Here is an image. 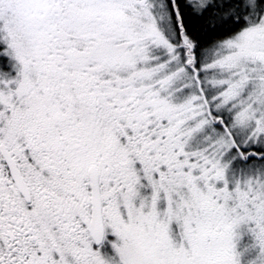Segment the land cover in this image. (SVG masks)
Here are the masks:
<instances>
[{
	"label": "snow or ice",
	"instance_id": "1",
	"mask_svg": "<svg viewBox=\"0 0 264 264\" xmlns=\"http://www.w3.org/2000/svg\"><path fill=\"white\" fill-rule=\"evenodd\" d=\"M0 264H264V0H0Z\"/></svg>",
	"mask_w": 264,
	"mask_h": 264
}]
</instances>
